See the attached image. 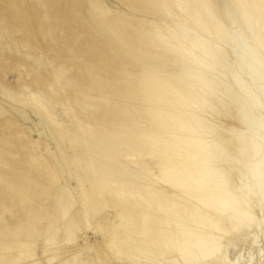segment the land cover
I'll return each mask as SVG.
<instances>
[{"label": "rangeland", "instance_id": "obj_1", "mask_svg": "<svg viewBox=\"0 0 264 264\" xmlns=\"http://www.w3.org/2000/svg\"><path fill=\"white\" fill-rule=\"evenodd\" d=\"M197 18L204 29L247 39L260 56L235 0H0V264L179 257L166 246L181 238L172 218L193 228L201 210L147 177L158 174V152L168 146L167 130L155 131L145 112L153 104L186 112L166 104L172 86L200 97L161 41L179 32L176 24L215 41ZM116 108L129 112L123 122H113ZM250 207L257 220L243 226L207 212L228 228L222 243L231 260L264 264V199L252 197Z\"/></svg>", "mask_w": 264, "mask_h": 264}, {"label": "bare ground", "instance_id": "obj_2", "mask_svg": "<svg viewBox=\"0 0 264 264\" xmlns=\"http://www.w3.org/2000/svg\"><path fill=\"white\" fill-rule=\"evenodd\" d=\"M235 2L260 56L247 39L232 37L218 27L204 29L206 23L198 18L195 24L215 41L179 24V32L161 35V41L185 63L184 74L200 93L199 98H193L192 93L172 86L176 95L166 104L174 102L186 112H166L154 104L145 112L155 131L167 130L168 146V151L163 148L158 152V174L147 172V177L192 199L201 210L193 228L184 225L180 217L172 218L181 238H167V248L179 254L168 261L170 264L178 259L188 264L216 256L238 264L229 258L222 243L228 228L210 218L207 211L223 215L234 226H243L257 220L251 198L264 199V119L257 113L258 105L264 111V0ZM157 83L147 85L154 88ZM116 111L121 117L113 120L115 123L129 115L122 108ZM143 230L153 235L149 227ZM257 238L254 245H258ZM132 246L145 250L137 242Z\"/></svg>", "mask_w": 264, "mask_h": 264}]
</instances>
